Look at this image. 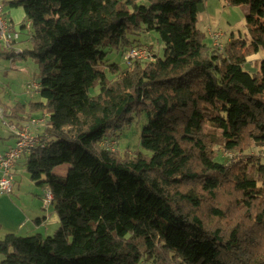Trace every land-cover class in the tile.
<instances>
[{"label": "trees", "instance_id": "obj_1", "mask_svg": "<svg viewBox=\"0 0 264 264\" xmlns=\"http://www.w3.org/2000/svg\"><path fill=\"white\" fill-rule=\"evenodd\" d=\"M203 1H9L31 48L0 55L36 61L41 100L2 105L15 122L49 113L25 168L58 225L1 236L0 264H264V0H225L248 6L247 33L221 48L196 28ZM133 122L140 149L117 150Z\"/></svg>", "mask_w": 264, "mask_h": 264}, {"label": "rangeland", "instance_id": "obj_2", "mask_svg": "<svg viewBox=\"0 0 264 264\" xmlns=\"http://www.w3.org/2000/svg\"><path fill=\"white\" fill-rule=\"evenodd\" d=\"M5 4V6L8 8V10H13L12 16L16 18V20H13V22L16 24V26H19L20 24L26 23L28 19L25 16V13L23 11L22 6L20 5H10L9 1L12 0H2ZM221 8L225 9L224 14L218 13L217 10H215V13H213V8L210 7L208 13L214 14L215 22L212 24V28L221 29L223 31L222 33L224 35L221 36V32L218 30L212 31L209 30L206 33V29L211 25L210 18L207 15L206 5L205 2L202 4H199V10L197 15V21H196V28L205 35L204 41L207 44H212L210 34L213 32H217L219 34V41L224 44L227 40V36H229L234 29L241 31L244 27V18L237 21L234 26H230L227 23V17L231 18V22H235L237 19L239 20L241 16L244 14L243 9L246 7L245 4H239V5H231L224 3L223 0H221ZM9 17L11 18V12H9ZM245 17V16H244ZM18 18V19H17ZM218 22V23H217ZM219 24V25H218ZM237 31V33H238ZM28 37V32L25 29H20V38H19V44L24 48V50H28L31 48V42L30 40L24 41ZM211 38V39H210ZM147 43L151 45L153 48H157L156 46V40L155 35H152L148 40ZM147 43L145 45H147ZM151 47V48H152ZM5 51L3 47L0 45V53ZM110 61H117L124 65L122 57L116 56L115 53H111L109 56ZM243 68L245 70H251L254 71L255 69H258L257 65L253 66V64H244ZM39 80V70L37 67L36 61L28 56L25 59H19L16 58L15 60H10L5 58L3 55H0V97L2 99V102L8 105H13L17 102L25 104L26 107L32 103L36 102L39 99L38 94L34 93L33 91L29 94L27 92V87L33 82H38ZM97 92V88L90 89L89 93L91 95L95 94ZM37 116H40L41 113L34 112ZM137 119V118H136ZM120 137H117V135H114V139L116 138L117 142H115L117 150H137L140 149L139 145V139H140V125L137 126V123L133 122L130 126L124 127L120 131ZM9 135V131L4 125V123L0 120V136H7ZM12 137V136H11ZM1 140V139H0ZM114 140V141H116ZM126 144V145H125ZM3 150L2 143L0 141V151ZM231 152V151H230ZM229 152V153H230ZM254 154L261 153L264 154V146L261 147H255L251 150ZM228 151H224L223 154H227ZM26 155H21L18 159H16L15 164V171L13 170V173H15L14 182L12 185V191L10 193H2L0 194V235L3 236L4 233L15 231L14 229L17 227V223L20 219L15 218L14 221H10L8 219L12 215H16V212H8L5 211L4 208L6 207V204H10L11 202L14 204L17 200L20 204L28 203L31 199L35 198L33 196L32 190H35L38 188V186H41L38 184L36 186V182H32L29 179L28 173L26 172L25 168V157ZM227 157V156H223ZM68 164L62 163V165H57L53 168V172L58 174L59 176H64L66 173V166ZM64 170V172L61 174V170ZM46 191V187L44 188V192ZM8 201H7V200ZM51 208V207H50ZM15 209V208H13ZM7 217V218H6ZM2 256L0 255V259Z\"/></svg>", "mask_w": 264, "mask_h": 264}, {"label": "built area", "instance_id": "obj_3", "mask_svg": "<svg viewBox=\"0 0 264 264\" xmlns=\"http://www.w3.org/2000/svg\"><path fill=\"white\" fill-rule=\"evenodd\" d=\"M20 29H25L28 32V37L24 41L29 40L30 21L16 26L13 20L7 15L5 11V4L0 0V45L5 51H9L15 54H20L24 48L19 44ZM212 38V45L221 48L222 42L219 41V34L213 32L210 34ZM152 53L147 48H134L128 51L124 58L129 60L130 58H150L153 60ZM39 94L40 83L33 82L27 87V92ZM10 111L5 110L0 105V120L4 123L8 131L12 134L14 142L11 146L5 150L0 151V194L10 193L12 191V185L14 180L13 167L15 160L21 155H27L32 149L36 147H44V141L46 136V125L49 113H41L40 116L33 115L27 119L9 120ZM8 118V119H7ZM115 144L114 141L111 145ZM231 156V153H227ZM52 194L51 191L46 188L42 199L43 206L51 203Z\"/></svg>", "mask_w": 264, "mask_h": 264}, {"label": "crops", "instance_id": "obj_4", "mask_svg": "<svg viewBox=\"0 0 264 264\" xmlns=\"http://www.w3.org/2000/svg\"><path fill=\"white\" fill-rule=\"evenodd\" d=\"M204 2L206 5V7H205L206 12L209 11L210 7H212L213 13H215V10H217L218 13L224 14L225 9H222L221 5H220L221 0H204L202 2V4ZM223 2L226 3L225 0H223ZM245 6L246 7L243 9L244 14L241 16V18L239 20L237 19L235 22H231V18L227 17L226 21L231 27L234 26V24H236L237 21L239 22L240 20H242L244 18V16L247 14L248 6L247 5H245ZM5 11H6L7 15L9 14V12H11V19L16 20V18H14L12 16L13 10L9 11L8 8L5 6ZM207 15L210 18L211 25H209V27L206 29V33L209 30L216 31L217 29L215 27L212 28V24H213V22H215V19H214L215 15L208 13V12H207ZM218 30L221 32V36L224 35L222 33L223 31H221V29H218ZM237 31L238 30L234 29L232 31V33L229 36H227V38H226L227 41L225 43H227L232 37H237L238 35H243V34L247 33L245 22H244L243 29L241 31H238V33H237ZM211 41H212V39H211ZM260 59H261V55L259 53H255V54H252V55H249L248 57H246L245 64L247 65V64L251 63V64H253V66H255V65H257L256 61L260 60ZM38 96H39V94H38ZM38 100H41V98L39 97ZM0 101H1V106H3L5 103L2 102L1 97H0ZM5 110H7V109H5ZM9 111H10L9 120H15V119H13V117H11V110H9ZM39 113H41V112H39ZM33 115H36V113L33 112V113H31L30 116H33ZM11 136H12V134L10 132H9V135H7V136H0V139H1L0 141L2 143L3 150H5L7 147H9L13 144L14 138H13V136L12 137ZM3 150H1V151H3ZM15 167H16V164H14V167H13L14 171H15ZM66 169H67V166H66ZM64 170L65 169L61 170L62 171L61 174L64 172ZM14 177H15V173H14ZM14 180H13V182H14ZM36 186H38V185L36 184ZM44 188H45V186H38V188H36L35 190H32V192H34L33 196L35 198L31 199L28 203L20 204L16 200L14 204L12 202L10 204H6V207L4 208L5 211L16 212V215H14V216L12 215L8 219H10V221H14L15 218L20 219L17 223V227L14 229L15 231H10V232H6V233H14V234L23 235V236L40 234L41 237H45L46 235L53 233V231L56 229V227L58 225V219H57V216L54 212L52 203L47 204L46 207L43 206L42 199L44 196ZM13 208H15V209H13ZM37 218H40V219L36 222L35 220ZM6 233H4V234H6ZM0 237H1V235H0Z\"/></svg>", "mask_w": 264, "mask_h": 264}]
</instances>
